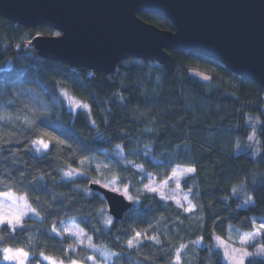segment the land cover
Returning a JSON list of instances; mask_svg holds the SVG:
<instances>
[{
	"label": "trees",
	"instance_id": "obj_1",
	"mask_svg": "<svg viewBox=\"0 0 264 264\" xmlns=\"http://www.w3.org/2000/svg\"><path fill=\"white\" fill-rule=\"evenodd\" d=\"M139 16L173 30L162 17ZM56 34L0 16V191L25 195L40 216L13 232L2 226L4 242H31L28 264H48L41 257L87 263L94 256L87 245L53 233L73 221L92 245L115 253L108 264H175L177 254L180 264H225L214 238H224L228 226L252 232L264 218V88L179 50L169 52L166 66L129 59L109 75L69 67L39 57L32 46L34 36ZM194 59L213 68L209 81L189 70ZM64 92L88 109L72 112ZM39 140L49 145L41 153L33 146ZM90 157L112 161L135 200L121 220L106 222L103 197L82 190L86 178L62 177ZM178 167L195 169L181 181L190 212L143 188L149 177L162 181ZM137 232L138 243L129 247ZM255 244L264 245V233ZM245 264H264V257Z\"/></svg>",
	"mask_w": 264,
	"mask_h": 264
},
{
	"label": "water",
	"instance_id": "obj_2",
	"mask_svg": "<svg viewBox=\"0 0 264 264\" xmlns=\"http://www.w3.org/2000/svg\"><path fill=\"white\" fill-rule=\"evenodd\" d=\"M168 20L173 30L140 18ZM0 16L36 35L39 57L69 67L114 73L129 59L166 66L170 51L195 53L264 88V0H0ZM108 214L121 220L132 206L123 194L89 182Z\"/></svg>",
	"mask_w": 264,
	"mask_h": 264
},
{
	"label": "rangeland",
	"instance_id": "obj_3",
	"mask_svg": "<svg viewBox=\"0 0 264 264\" xmlns=\"http://www.w3.org/2000/svg\"><path fill=\"white\" fill-rule=\"evenodd\" d=\"M189 70L201 80L209 81L210 78L208 74L209 72L213 71V68L205 64L203 61L194 59L191 60V63L189 64ZM204 77H207V79H205ZM63 97L66 101V104L68 105V108L72 112H76L79 109H85V108H77L75 104L72 103L73 101L79 102V104L81 105H84V103L70 96L66 92L63 93ZM254 138L255 136L251 134L249 137L250 142H252ZM33 146L37 153H41L45 151V148H43V146L39 143L35 142ZM117 154L119 155V157L123 156L120 149L117 150ZM111 167H112V161L90 157L84 160L83 163H80L78 167L65 169L62 172V177L66 180H71L75 178H86L88 183L95 182L103 187H106L110 190L123 194L127 200L134 202L135 200L131 195V193L129 192L128 186L126 184L125 185L122 184L120 180L117 179L116 174L111 171L112 170ZM185 168L187 167L175 168L173 171L177 173L176 177L172 175L173 173L172 172L166 179L159 182L155 181L152 177H149L148 181L144 184L143 188L146 191H148L145 187L146 185L155 187L157 191L151 193L156 194L159 198H161L164 201H168V200L173 201L176 205L182 207L184 211L190 212L187 211L189 205H191L192 210L194 209V207L189 199V193L182 190L181 188L182 179L189 174V173H184L182 171ZM66 173H68V175H66ZM161 185H163V187H161ZM82 190L86 192H91L88 186L84 187ZM6 206L8 205L6 204L5 200L0 198V207H6ZM29 206L32 208L30 204ZM104 213L107 221L110 218L112 219V217L107 212V207L105 208ZM26 218H33L39 220L40 216L33 209V211L31 213H28L25 218H22L21 225L23 220ZM4 225H6L5 222L0 223V228ZM262 225H264V218H261L259 220L257 228L252 232H242L231 226H228L225 237L224 238L219 237V239L223 241V244H220L218 242L217 240L218 236L214 238L215 246L221 250L225 264H245L248 259H251L253 257H264V252L261 251V249L264 248V245L263 244H255L254 246L252 245V243L259 241L262 233H264V228H262ZM17 228L18 227L12 228L10 231L13 232ZM54 229L55 231H53V233L56 235H60V233H66L72 235L78 241V244L87 245L94 254V256L90 257L87 263H82L77 261L62 262L51 258L49 260V259H45V257H41L42 260L44 262H47L48 264H73V262H75V264H108L111 257L115 255L114 252L110 251L105 247L92 245L89 242V237L86 235L84 230L77 223L73 221L63 222ZM137 243L138 242L134 240L133 245H136ZM195 243L197 245H201V240L198 239L195 241ZM9 250H11V252H4V255L15 257L14 260L9 261V264H20V261L22 259H25L24 257L15 255L17 249H9ZM181 250L183 254L185 248L182 246ZM249 252H252L253 255L251 256L247 255V253ZM28 259H29V254L26 259V264H28ZM180 261H181L180 255L177 254L175 264H180Z\"/></svg>",
	"mask_w": 264,
	"mask_h": 264
},
{
	"label": "clouds",
	"instance_id": "obj_4",
	"mask_svg": "<svg viewBox=\"0 0 264 264\" xmlns=\"http://www.w3.org/2000/svg\"><path fill=\"white\" fill-rule=\"evenodd\" d=\"M246 119L251 120L253 119V117H247ZM254 119L256 120L257 124L260 123L259 116H256ZM117 147L119 148L120 146L117 145ZM135 167L137 168V170H142L141 166L138 164L135 165ZM0 198L4 199L6 204L8 205L6 207H0V220L4 221L10 230L12 228L19 227L21 225L22 218H25L28 213H31L33 211V209L28 204L27 197L25 195L16 193L11 189L0 191ZM3 231L4 229L0 228V232ZM4 241H5V237L0 236V264H9L10 260L15 259V257L6 258V256L4 255L5 249H11V248H16L22 250L23 253H26V255L21 256L24 257L25 259H22L20 261V264H26V259L28 257V250L31 247H33L32 243L29 242L23 245H17V244L5 243ZM69 247L73 248L74 245L69 244ZM261 251L264 252V248H262ZM247 255L251 256L253 255V253L249 252L247 253ZM41 256H44L43 252H41Z\"/></svg>",
	"mask_w": 264,
	"mask_h": 264
},
{
	"label": "snow or ice",
	"instance_id": "obj_5",
	"mask_svg": "<svg viewBox=\"0 0 264 264\" xmlns=\"http://www.w3.org/2000/svg\"><path fill=\"white\" fill-rule=\"evenodd\" d=\"M204 78L207 79V77H204ZM72 103H74L77 108H85V109L88 108V105L87 104L81 105V104H79V102H76V101H73ZM49 139H51V137H49ZM57 142L60 143V141H57ZM36 143L41 144L43 146V148H45V149H47L49 147L48 143H45L44 140L36 141ZM81 163H83V161ZM182 171L184 173H192V172L195 171V169L189 167V168L183 169ZM66 175H68V173H66ZM172 175L174 177H176L177 176V173L175 171H173ZM177 179H178V177H177ZM177 186H179V185H177ZM145 187L150 192H156L157 191V189L155 187H151L149 185H146ZM161 187H163V185H161ZM191 210H192V207H191V205H189L187 211H191ZM2 222H4V221L0 220V223H2ZM9 222H11V221H9ZM106 222L109 223V224L112 223V221L110 219L108 221H106ZM262 228H264V225H262ZM53 231H55V229H53ZM140 237H141V233L140 232H137L132 239H130V240L127 241L128 246L129 247H132L133 246V243H134V240H137ZM217 240H218V242L220 244H223V241H221L219 239V237H217ZM5 252H11V250L5 249ZM15 255H17V256H24V255H26V253H23L22 250L17 249L16 252H15ZM6 258H10V256H6ZM45 259H49L50 260V258H48V257H45ZM73 264H75V262H73Z\"/></svg>",
	"mask_w": 264,
	"mask_h": 264
}]
</instances>
